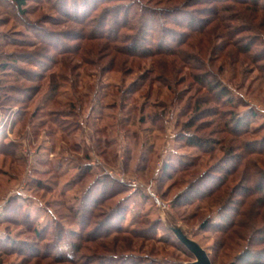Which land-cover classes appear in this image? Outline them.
Returning a JSON list of instances; mask_svg holds the SVG:
<instances>
[{
    "label": "rangeland",
    "instance_id": "obj_1",
    "mask_svg": "<svg viewBox=\"0 0 264 264\" xmlns=\"http://www.w3.org/2000/svg\"><path fill=\"white\" fill-rule=\"evenodd\" d=\"M84 1L27 0V13L20 14L13 0H0L1 56L35 54L42 40L62 47L60 51L69 50L39 51L35 63L21 58L0 73L6 89L14 87L26 97L29 89L36 91L31 99L20 96L21 101L13 92L21 103L0 107V141L13 145L0 150V264H193L195 257L171 229L199 244L213 264H240L249 249V227L241 229L238 223L224 233L212 226L233 219L249 223L251 218L258 230L264 207L254 214L248 200L242 207L244 215L237 218L238 207L228 205L231 196L236 199L232 194L240 191L242 164L227 185L212 192L216 180L222 179L220 169L239 153L232 146L240 139L229 131L233 126L226 132L220 129L217 112L241 118L254 112L250 129L264 126V9L252 11L234 0L221 4L230 11H220V18L241 16L225 23L237 29L235 35L241 31L238 37L245 42L250 32L243 31L251 30L256 40L245 56L227 46L219 55L213 53L221 37L206 21L210 5L190 6L189 17L175 16L190 21L191 15L205 22L202 28L209 26L208 34L182 44V50L189 54V67L201 62L205 68L197 72L216 76L235 102L210 108L200 102L202 109H214L203 116L195 104L206 91L193 81L187 60L185 65L172 50L139 59L120 49L109 51L106 39L89 38L105 33V28L69 21H89L98 15L92 6L84 8ZM143 1L156 11L170 7L158 0ZM157 21L165 23L162 17ZM165 24L156 35L175 32L178 39L187 34L184 28ZM81 33L84 40L77 42ZM162 42V47L175 48L176 43L169 38L160 41L159 36L145 46L157 48ZM253 132L246 141L264 137V130L261 135ZM190 135L210 143L203 148L191 145ZM252 159L256 162L258 157ZM105 184L108 191L114 190L92 207L94 219L88 226L80 209L88 197L102 200ZM207 188L212 190L207 193ZM195 189L203 195L193 194ZM24 215H29L31 226ZM62 226L69 238L59 242L56 236ZM35 229L44 237L37 238ZM72 234L84 240L79 255L71 249L69 240H77ZM252 249L262 253L264 246ZM33 252L50 254L29 257ZM61 256H71L75 262L54 260Z\"/></svg>",
    "mask_w": 264,
    "mask_h": 264
},
{
    "label": "trees",
    "instance_id": "obj_2",
    "mask_svg": "<svg viewBox=\"0 0 264 264\" xmlns=\"http://www.w3.org/2000/svg\"><path fill=\"white\" fill-rule=\"evenodd\" d=\"M154 2V0H151ZM16 10L20 14H26L27 11H25L24 7L26 6L27 0H13ZM97 2V3H96ZM158 2H164L170 6L168 8H164L162 11H156L155 9H152L151 7L147 6L146 3L142 0H85L84 1V8L88 6H92L93 10L95 13H98L97 16H93V19H90L89 21L85 20H77V18H71L69 21L73 23L80 24L82 27H87L91 26V28H96V29H102L105 28L107 34L101 33V34H91L89 38H104L106 41H108L109 46L107 47L109 51H114L116 53L120 51L123 52L125 56L131 57V58H152V56H159V55H164L168 54L171 52H174L173 55H176L180 59V61H183L186 65V60L187 64L189 67V57L188 53H185L184 50H182L183 45L185 43H189L192 39L198 36L206 35L208 31L209 26H205V28H202L204 23L203 21H199L195 19L194 16L190 15V21L189 18L186 21H183L181 19L176 18L175 16L177 15H184V17H189V7L190 6H211L210 12L207 14V22L208 25L210 26H215L214 28L217 29V36L221 37L219 38L221 40V45L218 46L217 48L213 50V53L215 55H219L221 51L223 50L224 47L227 46V48H232L235 49L238 53L236 54H242V55H248L253 46V42H256L252 39V32L251 30H245L243 32H250V37H248V40L243 42V40L239 39V34L237 33L235 35V32L237 29H233V27L227 26L225 23L231 22V21H239L240 17H229V16H224V18L221 17V12H227L230 11L228 9L229 7H222L221 4L226 2V0H158ZM228 2V1H227ZM235 3L240 4V5H247L250 6L252 11H257L264 9V0H234ZM91 3V5H89ZM96 3V4H95ZM66 4V1H65ZM216 8L212 7L215 6ZM233 5V4H232ZM214 8V9H213ZM222 10H221V9ZM213 9V10H212ZM200 12V11H198ZM103 13V14H102ZM187 13V14H186ZM188 15V16H186ZM162 17L165 19V25L173 28H184L187 31V34L181 35V38H175L178 36L175 32H170L167 36V34L164 35H156V31H159L164 29V24L160 23L158 24L157 18ZM181 18V17H180ZM228 18V19H227ZM185 20V19H184ZM231 20V21H230ZM222 22V23H221ZM92 24V25H90ZM157 24V25H156ZM195 24H200V29H196ZM243 24V23H242ZM86 25V26H85ZM240 26V25H239ZM168 28V27H167ZM167 31L169 29H166ZM128 31L132 32L130 34H122L123 32ZM209 32V31H208ZM171 34V36H169ZM100 36V37H98ZM160 37V41H165L166 39L172 40V42L175 45L174 47H162L163 44L165 43H160L159 47L153 48L150 46H145V44L149 40H153L156 37ZM85 34L81 33L79 37H77V42H81L84 40ZM164 38V39H163ZM86 40V39H85ZM178 40V41H175ZM43 41V47L41 46V49H38L37 51L39 52H44V50L53 52L55 54H66L69 52V50L66 51H60L62 47H59L57 45H54L52 42H46ZM118 42H123L126 43L127 45L117 47L115 43ZM214 45V43H212ZM110 46L111 49H110ZM114 46V47H113ZM174 46V45H173ZM113 48V49H112ZM171 48V49H170ZM35 54H22L28 61L34 62V57L37 58V53ZM219 52V53H218ZM20 57H16L14 55H7V56H1L0 55V73H6L8 68H12L13 66L16 65V63L21 59ZM54 58V57H53ZM54 63H58V59H53ZM204 65L199 62L198 65H193L189 67V69L193 72L191 73V77L193 81L200 86L201 88H204L206 93L204 95L203 100H198L196 102V108L197 109V114H202L207 115L211 111L208 109H202L203 106L207 107H212L216 106L220 103H223L225 105L234 104L235 102L233 101L234 99L232 98L231 91L227 86H225L220 80L216 77L213 76L212 74L206 75L205 72L199 73L197 71H203ZM196 70V71H194ZM197 72V73H194ZM5 85L2 84L0 80V91L3 92L1 96V103L0 107L6 106L11 101L17 102L21 101V97H26L24 96L23 92L20 90H14V87H11V89H6L4 87ZM54 86V85H53ZM55 86L51 88L53 91H55ZM30 91H27V97L28 99H31L36 91L33 89H29ZM13 92L18 93L19 97H12ZM11 94V95H10ZM16 98V99H15ZM201 103L202 107H201ZM21 103V102H17ZM207 116H210V115ZM217 117L220 118L219 125L220 129L223 131H227V128L230 126H233L229 128L230 132L236 134L237 137L240 136V139L234 140L235 144L232 146V149L236 147L237 152L239 153H232L230 156L234 154L235 157H232L231 162H228L227 166L224 168L220 169V172H223L222 179L216 180L215 188H212L213 191H216L220 186L227 185L229 183V179L232 175L235 174V172L238 170V167L240 164L245 165V169L242 171L241 178L238 179V181L241 183V187L238 189L239 192H235L232 195H236V199H234L231 196L230 203L228 205H234V208L238 209L234 210L236 213V217L239 215L243 216V211L242 207L246 206L248 200L251 201V208L250 210L254 212L258 211L260 212L259 208L264 207V137L258 141H253V140H247L245 138L246 136L250 135L251 132L257 133V134H262L264 130V126L260 128V130H251V123L252 119L255 117L254 112H251L250 114L246 115L244 118H241L238 116V114L235 113H227L224 114L222 111L217 112ZM223 115L228 117L227 122H222L223 121ZM190 128V126H189ZM262 131V132H261ZM235 138V137H234ZM243 139V141H241ZM208 141L204 140L200 136H191L189 139V144L203 148L205 145H208ZM1 146L3 147H12V144L4 143L0 141V150ZM230 149V148H229ZM253 156H257L258 160L254 162L252 159ZM260 158V159H259ZM236 164V165H235ZM166 169V167H164ZM117 185L118 183L116 181H111L110 184ZM116 187V186H115ZM105 192L103 195V199L100 201L95 202V199L93 196L86 198V201L84 203V206L80 209V212H83L86 216L87 224H92V219H94V213L92 210L93 206L99 205L102 201L106 199V193H111L113 188H110V191H108L107 184H105ZM210 189V188H207ZM212 189L208 190L210 192ZM211 192V193H212ZM116 193V190H115ZM201 192H198V189H195L193 191V194H198ZM205 193V192H203ZM206 193V194H207ZM116 195V194H113ZM199 195V194H198ZM203 194L199 195L202 196ZM189 198V197H188ZM95 202V203H94ZM99 202V203H98ZM94 203V204H93ZM254 208V210H253ZM225 209V208H224ZM17 210V209H16ZM15 214H18V211H14ZM253 216V215H252ZM25 218V223L28 225H32L28 219H30L29 215H24ZM238 218V217H237ZM249 223H246L244 221H235V219L231 220L227 224L223 223L222 225H217V226H212V228L219 229V232H227L230 231L232 228H235L238 223L239 227L241 229H246L249 227L248 231V241H249V249L245 251V253L241 256L239 262L240 264H264V251L262 253H254L253 249L254 246L256 247L257 245H263L264 246V213L262 218L260 219L263 223V226L260 229H256V223L254 219H247ZM250 220V221H249ZM224 222H227L226 220ZM59 231L57 233V240L60 241H65L68 240L66 238H69V234L65 236L64 233V227L59 228ZM93 232H90V235H92ZM33 234L37 238L44 237L42 235V232L39 231L38 229H35ZM71 236V235H70ZM72 236L77 237V240H69L71 244V249L74 252V254L79 255L80 251L82 249V243H84L82 236L80 234H72ZM73 238V237H72ZM0 243H3V240H0ZM31 255L29 257H36L39 255H44L48 256L47 254H50L49 252L47 253H42L40 254L39 252H33L30 253ZM55 261L61 262V263H70V262H75L73 261V258L71 256H66V257H55ZM76 260V259H75ZM139 262H136L135 264H138Z\"/></svg>",
    "mask_w": 264,
    "mask_h": 264
},
{
    "label": "water",
    "instance_id": "obj_3",
    "mask_svg": "<svg viewBox=\"0 0 264 264\" xmlns=\"http://www.w3.org/2000/svg\"><path fill=\"white\" fill-rule=\"evenodd\" d=\"M179 242L195 257V262L193 264H213L211 259L199 244L185 235L183 232L175 229H171Z\"/></svg>",
    "mask_w": 264,
    "mask_h": 264
}]
</instances>
